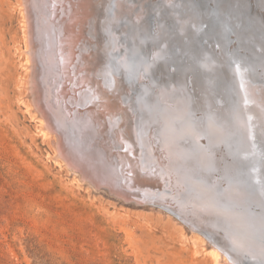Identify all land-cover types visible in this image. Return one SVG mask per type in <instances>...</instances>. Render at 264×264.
<instances>
[{
  "label": "water",
  "instance_id": "95a60500",
  "mask_svg": "<svg viewBox=\"0 0 264 264\" xmlns=\"http://www.w3.org/2000/svg\"><path fill=\"white\" fill-rule=\"evenodd\" d=\"M117 2L118 0H96L95 2L98 12L96 18L92 17L91 19L93 32L97 35V39H93L97 42L94 54L98 58L97 65H104L111 74V78L113 75L118 76L119 79L124 80L125 84L127 83L128 93L122 94V98L125 106L127 103L130 104L125 111L128 119L122 125L129 123L135 130L134 138L138 140L141 137L140 134L143 133L141 152L139 149L136 151V157L144 170L142 174L157 172V174L160 173L157 177L161 176V179L158 178L152 182V187L149 185L150 190H144V193L149 194L146 196H152V198L142 199L152 203L155 207H161L179 221H183L184 225L193 227L195 231L206 232L205 235L217 243L222 250H225L233 261L236 259V264H264V160L255 158L260 149L254 148L250 151L251 146L246 149V144L242 140V132L233 134L229 139L224 137L219 139L220 136L209 132V140L216 139V137L219 139L211 140L216 141L215 144L218 145L217 148L222 153L232 150V156L245 158L235 160L231 171L227 170L223 173L221 177L224 181L223 184L212 182L214 186L209 185L208 191L204 189L205 193H200L198 189H202L204 185L207 186V183L200 177V174L203 173L201 170L204 169L199 163L203 161V158H200V149L203 148L204 143L201 138H199L200 141L192 137L190 132L192 128L189 121H192V124L195 122L196 125H200L201 122V120L198 121L197 117L199 116H191V113L195 114L192 112V109L196 110L193 108L195 103L189 106L190 108L184 112V116L177 115L175 110L174 115H171L167 109L172 110V106H165L158 101H153L152 98L154 85H160L163 82L180 84L179 86L188 95V91L193 89L190 84L192 81L194 86L196 84L201 90L210 93L208 104L213 102V93H215L217 97L218 95L223 97L220 96L221 100L218 98L220 101L231 103L229 111H232L238 102V77L234 67L241 68L248 75L255 76L260 71L264 73V0H122L124 11L121 10V12L116 6ZM129 7L134 9L128 12ZM138 13L142 15L137 20L134 14ZM109 20L116 22L111 24ZM136 32L138 36L134 38ZM93 40L88 41L91 43ZM154 52L157 53L154 54ZM210 64H214L213 69L206 68ZM132 101H136L134 107L131 104ZM140 105H143L142 114L152 116L150 120L160 127L161 132H159V128H152V125L148 126L145 132L142 128L140 130L141 126L138 122V116L141 113L138 109ZM74 110L75 108L71 110V113ZM131 110H134L132 115ZM71 113H67L65 121L66 119L68 122L71 120L73 116ZM117 118L121 123L120 115ZM209 121L210 125L216 124L212 119ZM169 123L172 124V128L168 127ZM59 127V133L64 136V129ZM72 132L76 134L74 138L71 135L70 140L75 144L77 143V141L75 142L76 127ZM149 136L152 137L149 138ZM147 138L150 139L149 142ZM179 139H181L180 142ZM77 140L81 142L82 149L86 150L87 144L81 138ZM174 141H176L174 148L176 151L184 150V153L188 154L187 156L200 153L190 157H192V165H194V170L191 171L197 174V179L194 182L202 186H197L191 181L190 174L184 175L183 179L190 196L198 197L200 203L208 202L213 208L218 209V212H223L231 226H236L244 234H250V238L241 239L236 244L234 238L242 237V234L229 233L232 228L227 230V228H222L218 222L214 224L211 220L209 222L203 220L205 221L203 222L198 217L192 218L191 214L200 213L197 210L199 208L195 210V206L190 204L192 200L188 201L186 197H183V200L177 198L183 210L158 197L161 196L160 194L167 195H163L165 197L170 194L172 196L179 194L167 177L169 172L163 173L157 170L161 169V165H163L156 157L159 156L157 154H166L167 148L164 142L173 144ZM227 145L228 147L231 145V149L228 151H226ZM250 152L254 155H251ZM102 155L105 158L107 156L105 152ZM111 155V160H109L110 162L114 161L116 173L127 176L126 180L123 178L124 180L121 179L119 182L124 186L129 185L127 184L129 178L132 180L135 174L133 175L130 167L123 163L124 159L121 160L118 157L125 153L118 148L113 150ZM216 166L217 164L214 162L210 163V179L211 176L217 177L216 173L214 175L211 173L216 170ZM143 175L138 174L141 178ZM229 185L233 186L231 188L236 187L237 190H242L240 198L235 197L232 191H230V195L225 194L224 187ZM96 190L113 196V193L103 186ZM205 198L210 201H205ZM187 202L190 205L186 204ZM241 211L249 215L245 225L247 230L237 224V216L241 214ZM252 218L255 222L250 223ZM216 240H219L220 243Z\"/></svg>",
  "mask_w": 264,
  "mask_h": 264
},
{
  "label": "bare ground",
  "instance_id": "6f19581e",
  "mask_svg": "<svg viewBox=\"0 0 264 264\" xmlns=\"http://www.w3.org/2000/svg\"><path fill=\"white\" fill-rule=\"evenodd\" d=\"M22 2L23 7L21 8L24 10L22 12L21 9L23 15L22 21H24L23 26L26 31H24V35H26L25 39L27 41V43L25 42L27 45V50L25 49L27 51L25 55L27 56L25 58V68L27 69L28 75H26V78L28 80H26L33 99V108L35 111L33 113L37 114L39 118L40 129L54 141L55 146L53 144V149L58 153L55 156L61 158H57V160H61L59 161L61 163H63L62 160L64 163L66 161L70 166L75 168V171L83 176L84 179L81 178V180H86L97 188L101 186L105 187L109 192L113 193V196L127 204L146 205L157 208V210L161 209V207H155L152 203H148L142 199L145 197L152 198V196H146L149 194L144 193V190H150L152 182L161 177H157V175H160L157 172L142 174L144 170L141 168L139 160L136 157V151L139 149L141 152L140 146L141 142L143 143V133L141 132L139 141L137 138H134L136 136L135 130L129 123L122 125L128 119L125 111L130 104L127 103L125 106L122 98V94L125 95L128 93V88H126L127 83L125 84L124 80L119 79L118 76L113 75L111 78V74L104 65H97L98 58L94 54L96 53L95 46L97 42L93 40L97 39V35L93 32L91 23L92 17L96 18V13L98 12L96 10V0H22ZM122 3V0H118L116 4L120 12L121 10L124 11V4ZM131 7H129L128 12L134 9H131ZM141 15V13L134 14V17L138 20ZM114 17L116 18V16ZM109 21L111 24L116 22L114 20ZM137 36L136 32L134 38H137ZM90 39L94 43L93 41L90 43L88 41ZM156 53L154 52V54ZM206 68L213 69L214 64H210ZM234 68L238 77V102L232 111H229L231 103L229 101H220L221 95L217 97L215 93H213V102L208 104L210 93L201 90L196 84L194 86L192 81H190V84L193 89L191 88L188 91V95L179 86L180 84L176 85L170 82H163L160 85H154L153 101H158L165 106H172V110L167 109L171 115H174L175 110L177 115L184 116V112L190 108L189 106L195 103L193 108L196 110L192 109V112L195 114L191 113V116H199L197 118L201 122L200 125H196L195 122L192 124V121H189L190 127L192 128L190 132L192 133V137L198 140L201 138L204 143L202 145L203 148L200 149V158H203V161L199 163L204 168H202L204 171L201 170L203 173L200 174V177L207 183V186L204 185L203 188L201 187L203 191H201L202 189H198L200 193H205L204 189L208 191L209 185L214 186L212 182L224 183L221 179L223 173L227 170L229 172L231 171V166L235 160L245 158L232 156V150L228 151L231 149V145L229 147L228 145L226 146V151L228 152L222 153L217 148L218 145L215 144L216 141L214 140H219L222 137L229 139L233 134L242 132V140L246 144V149H249V146H251L250 151L254 150V148L260 149L257 151L255 158H262L264 160V73L260 71L254 76L243 72L241 68ZM135 103L136 101H132V106ZM87 105L89 107H86ZM207 107H209V111ZM74 108V112L71 113V110ZM83 108L85 109L81 112ZM138 109L141 112L138 116L139 126H141L140 130L142 128L143 132H145V129L152 125V128H159V132H161L160 127L156 126L153 120H150L152 116L149 117L142 114L143 105H140ZM67 113L73 115L69 122L67 119L65 121ZM132 114H134V110H131ZM118 115L121 117L119 119L121 123L118 122ZM209 119H212L216 124L210 125L208 123L210 122ZM58 126L64 129V136L59 133ZM75 127L77 131L75 142L77 141V143L74 144L70 138L71 135L74 138L76 134L72 132ZM168 127L172 128L173 126L169 123ZM209 132L220 136L219 139L216 137V139L211 138L214 139L213 141L211 139L209 140ZM157 134H159L158 131ZM79 138L87 144L86 150L82 149L81 142L77 140ZM147 140L149 142L150 139L147 138ZM180 141L181 139H179ZM171 143L164 142L167 148L166 154H157L159 156L156 157L160 160V164H163L161 165L162 168L157 170L163 173L169 172L167 177L170 179V183L176 187L179 194L175 196L170 194L168 197H165L167 196L165 194H163L165 196L160 194L161 196L158 197H161L168 204L182 210L183 208L179 205L177 198L183 200V197H186L188 201L192 200L190 204L195 206V210L199 208L197 210L200 213L197 214L196 212V216L191 214L192 218L198 217L199 220H205L207 222L211 220L214 224L218 222L222 225L219 224L222 228H227V230L232 228V231L229 230V233L242 234V237L234 238L236 244L241 239L250 238V234H244L236 226H231L227 216L223 212H218V209L213 208L208 202L200 203L198 197L193 198L190 196V192H187L183 179L184 175L187 174H190L191 181L194 182L197 179V174L191 171L194 170L192 157L200 153L190 155L192 157L187 156L188 154H185L184 150L180 149L176 151L174 149L176 141L173 144ZM253 143L254 145H251ZM118 148L122 149L125 153V155L118 156L119 159H124L123 163L130 167L133 175L135 174L132 180L129 178L127 182L129 185L125 186L119 180H126L127 176H122L118 172L116 173L114 161L110 162L113 150H117ZM246 149L245 151H248ZM104 152L107 155V159L102 155ZM234 153L236 154V152ZM250 154L254 155L252 152ZM211 162L217 164L216 170L211 172L213 175L214 173L217 174L215 178L211 176V179L214 181L210 179L209 174ZM203 163L205 164L204 166ZM138 174L143 175V177L141 178ZM194 183L197 186H202L196 182ZM231 187L233 186L229 185L228 187H224L225 194L230 195V191H232L235 197L240 198L242 190ZM204 200L210 201L208 198ZM224 201L228 202L225 199ZM186 204L189 203L187 202ZM205 204L207 206H204ZM240 213L237 216V224L243 227L244 230H247L245 229V225L249 219V215L244 214L242 211ZM182 222L181 224L184 225ZM253 222H255L253 218L250 219V223ZM188 228L194 240L203 242L205 240L203 237L205 236L207 238L209 242H206L209 246L207 253L211 264H236V259L233 261L225 250H222L217 243L211 241L205 235L206 232L201 233L200 231H195L193 227L189 226ZM216 241L219 242V240Z\"/></svg>",
  "mask_w": 264,
  "mask_h": 264
},
{
  "label": "rangeland",
  "instance_id": "374dc122",
  "mask_svg": "<svg viewBox=\"0 0 264 264\" xmlns=\"http://www.w3.org/2000/svg\"><path fill=\"white\" fill-rule=\"evenodd\" d=\"M21 7L0 0V264H211L204 235L57 160L33 113Z\"/></svg>",
  "mask_w": 264,
  "mask_h": 264
}]
</instances>
